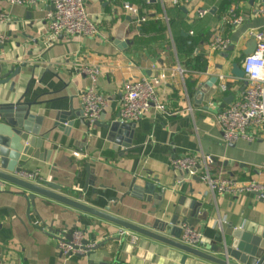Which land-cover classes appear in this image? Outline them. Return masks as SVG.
Instances as JSON below:
<instances>
[{"label":"crops","instance_id":"obj_1","mask_svg":"<svg viewBox=\"0 0 264 264\" xmlns=\"http://www.w3.org/2000/svg\"><path fill=\"white\" fill-rule=\"evenodd\" d=\"M124 3L146 21L136 23L122 10ZM261 6V0H182L178 6L170 0H85L97 35L61 36L47 45L46 18L52 11L48 0L35 8L0 0V14L6 18L0 34L8 38L0 49V63L27 64L18 78V94L30 81L25 101L39 104L35 112L44 116L40 133L49 132L42 147L50 152L48 162L31 160L24 170L38 171L43 182L59 186L63 196L108 209L150 230L170 220L181 222L173 216L181 197L203 201L200 214L207 212L208 217L195 229L219 257L228 225L250 233L264 228V200L257 195L213 196L200 182H178V174L169 168L172 158L207 154L213 158L214 177L264 183V129L249 131L252 142L227 144L216 122L218 111L243 92L244 81L231 74L232 66L240 67L249 33L264 29V16L254 14ZM202 8L208 14L199 19L196 10ZM230 16H243L244 21L236 28L229 20L221 22ZM213 34L230 39L227 52L209 51ZM83 68L100 72L96 89L107 101L100 125L86 128L80 119H72L74 127L68 132L52 130L59 113L73 110L81 116L80 95L91 86ZM153 78L161 80L157 98L170 116L152 108L131 128L110 135L104 126L119 118L124 85ZM6 89L0 88V103L6 102ZM134 180L145 184L137 196L130 195ZM146 185L153 186L151 194ZM20 193L13 186L0 192V264H209L192 257L182 263V253L138 235L136 245L119 241L117 226L37 196L30 206ZM69 231L82 232L94 249L84 257H62L57 238Z\"/></svg>","mask_w":264,"mask_h":264},{"label":"built area","instance_id":"obj_2","mask_svg":"<svg viewBox=\"0 0 264 264\" xmlns=\"http://www.w3.org/2000/svg\"><path fill=\"white\" fill-rule=\"evenodd\" d=\"M52 11L47 15V45L55 43L59 37L65 38H92L98 31L85 10V0H48ZM172 5L178 6L182 0H170ZM262 6L254 14L264 16V0ZM10 5L35 8L42 0H8ZM122 10L129 14L136 23L142 24L146 18H139L138 10L129 3L122 5ZM208 14L207 9L196 10V17L201 19ZM233 27L241 25L243 16H230V19L223 17L221 22L228 21ZM6 18L0 14V25H3ZM256 41V49L250 56L243 57L240 68L244 73L245 83L243 92L239 98L229 106L221 109L217 113L216 122L220 128L223 139L227 144H235L243 140L253 141L250 130L264 129V29L249 33ZM8 38L0 34V49L7 42ZM231 41L227 37L213 34L209 39L208 49L210 52L225 53L231 47ZM81 72L85 74L91 86L80 95L82 118L92 126L100 118L102 111L106 108V98L100 95L96 89L100 72L97 68H83ZM224 77H220L223 82ZM161 80L140 79L128 81L123 88L119 101V119L123 124H135L139 122L153 108L160 112H165L163 104L158 101L157 90ZM220 91L225 92L224 84L220 85ZM170 116V114H167ZM172 115V114H171ZM74 157H79L78 152L73 153ZM213 158L207 154H190L179 158H172L169 161V168L178 174V182L190 181L197 178L199 182L207 187L213 196H239L243 193H253L259 200H264V183L248 182L238 184L232 180L214 177L211 169ZM14 176L24 181L41 184L42 178L38 171H20ZM10 186L0 180V191H6ZM220 225V224H218ZM180 243L195 248L202 249L205 246L204 238L195 228L187 224H181ZM118 240L129 241L131 245H136L137 235L126 230H119ZM84 235L80 231H73L71 238L64 235L57 238V247L60 255L65 258L73 256H86L95 247V244L84 245Z\"/></svg>","mask_w":264,"mask_h":264},{"label":"water","instance_id":"obj_3","mask_svg":"<svg viewBox=\"0 0 264 264\" xmlns=\"http://www.w3.org/2000/svg\"><path fill=\"white\" fill-rule=\"evenodd\" d=\"M255 49L256 41L251 37L242 57L252 55ZM26 68L27 64L24 62L11 67H8L5 63H0V88L7 87L6 95L3 97L6 99V102L0 103V180L19 189L21 191L20 195L25 198L30 206L33 204L36 196L62 204L78 211L82 215L102 220L120 229L173 248L183 254L182 263L185 262L186 258L192 257L209 264H264L263 227L258 228L254 233H250L228 225L223 230L224 248L222 249V257L216 256L206 246L202 249H195L180 243L181 229L179 226L181 224H187L189 227L195 228L200 221L207 220V212L200 214L203 201H188L185 197H181L173 214L174 218L181 219V222L170 220L161 229L154 228L150 230L111 215L108 209L104 211L98 210L79 201L72 200L67 196H63L59 194L61 188L52 183L43 182L40 185L15 177L14 173L27 171L24 168L31 160L47 163V157L50 154L49 151L42 148L44 140H47L49 136V132L46 134L40 133L44 116H38L35 112V108L39 104L36 101H25L30 81L27 83L25 91L20 95L18 94V78L21 76L22 70ZM35 69L36 67L33 70ZM231 74L239 80H243L244 78V73L238 64L232 66ZM211 82H216V78L211 79ZM2 96L3 94H1ZM230 99L232 101L233 97ZM72 119L74 121L80 119L86 128L90 127V124L83 120L82 113L80 116V114L78 115L71 110L57 114L53 120L51 129L68 132L74 127ZM95 125H100V123L97 121L92 126ZM132 126L133 124L121 123L118 118L115 122L104 126V129L108 130L110 135H113L123 130L126 131ZM42 149L43 151L41 152ZM193 180L199 183L197 178ZM144 185L143 181L134 180L130 186V195L137 196L136 192H141V188ZM146 189L148 190L147 193L151 194L153 186L146 185ZM203 199L204 197L201 200ZM72 233L73 231H69L66 237L70 239ZM83 244L87 245L89 242L85 241Z\"/></svg>","mask_w":264,"mask_h":264}]
</instances>
